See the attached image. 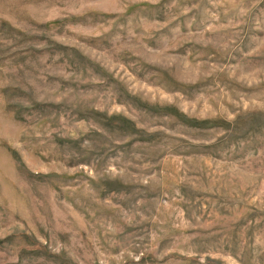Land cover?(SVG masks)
Returning a JSON list of instances; mask_svg holds the SVG:
<instances>
[{"label":"rangeland","instance_id":"obj_1","mask_svg":"<svg viewBox=\"0 0 264 264\" xmlns=\"http://www.w3.org/2000/svg\"><path fill=\"white\" fill-rule=\"evenodd\" d=\"M0 264H264V0H0Z\"/></svg>","mask_w":264,"mask_h":264}]
</instances>
